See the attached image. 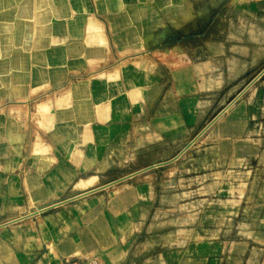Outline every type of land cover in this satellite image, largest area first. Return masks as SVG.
Here are the masks:
<instances>
[{"label":"crops","instance_id":"0c3cea01","mask_svg":"<svg viewBox=\"0 0 264 264\" xmlns=\"http://www.w3.org/2000/svg\"><path fill=\"white\" fill-rule=\"evenodd\" d=\"M223 1L0 0V221L24 218L0 229V264H59L73 257L118 262L126 235L115 219L129 216L143 187H126L107 204L84 198L70 214L74 219L30 213L70 191L96 196L116 162L147 159L151 147L166 148L152 162L175 160L188 131L182 115H191L192 127L189 107L209 79L198 68L212 63L182 43L207 26ZM233 73L227 69V79ZM226 125L245 130L240 121ZM207 143L219 148L207 151L205 168L227 172L205 192L243 195L250 178L243 170L256 157L255 151L246 155L247 148L256 143L237 137ZM256 163L263 167L264 156ZM228 206L222 200L221 209ZM208 235L202 241H211ZM204 247L195 253L211 252Z\"/></svg>","mask_w":264,"mask_h":264},{"label":"rangeland","instance_id":"374dc122","mask_svg":"<svg viewBox=\"0 0 264 264\" xmlns=\"http://www.w3.org/2000/svg\"><path fill=\"white\" fill-rule=\"evenodd\" d=\"M205 27L197 30L195 38H186L182 43L187 49L193 48L192 54L198 50V59L206 55L212 63L206 69L198 68L207 70L209 79L205 91L192 100L196 104L189 107L195 112L192 127L191 115H182L188 131H182L181 145L172 158L175 160L152 162L161 158L166 148L151 147L147 159L121 165L116 162L118 167L108 171L96 185V196L91 191L82 195L70 191L46 208L31 212L32 216L74 219L70 214L84 198L102 197L107 204L126 187H143L144 192L135 195L129 216L123 213L115 219L117 228L123 226L126 235L123 240L121 237L122 255L116 264H264V166L256 163L264 156V0L219 2ZM227 69L235 70L229 79ZM233 121L245 124L241 134L235 127L223 128ZM214 137H237L256 143L247 148L246 155L255 151L256 157H251L252 165L243 170L250 174L243 195L239 191L229 196L218 190L205 192L214 182L221 184L220 173L227 172L206 169L203 164L208 150L218 153L219 147L207 146V140ZM132 149H124V153ZM237 172L230 170L231 175ZM222 200L229 204L225 211L220 207ZM218 218L223 225L215 224ZM5 219L0 221V229L19 224L24 218L9 215ZM206 231L213 235L207 236L211 241H202ZM206 245L210 253H195L196 248L205 250ZM59 264L108 263L97 257H73Z\"/></svg>","mask_w":264,"mask_h":264}]
</instances>
